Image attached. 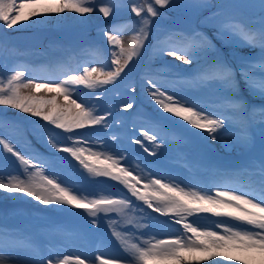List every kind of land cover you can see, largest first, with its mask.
<instances>
[{
    "label": "snow or ice",
    "instance_id": "1",
    "mask_svg": "<svg viewBox=\"0 0 264 264\" xmlns=\"http://www.w3.org/2000/svg\"><path fill=\"white\" fill-rule=\"evenodd\" d=\"M169 5L175 6L174 0H126L122 4L114 3L113 0H104L99 4L96 0H20L19 3L17 0H0V30L5 27L11 29L33 17L59 18L65 12L84 16L99 11L107 18L126 7L130 13L140 18L137 21L139 27L135 29L127 47L117 26L104 30V43L111 46V58L105 65L82 67L78 74L69 71L65 78L48 82H37L26 69L14 68L7 75L0 74V106L31 114L47 122L37 128L33 135L42 140L50 152L68 153L91 176L118 181L131 195L120 197L113 193L92 194L55 173L49 171L45 174L46 160L39 154H22L17 150L15 141L10 142L5 136L6 129H18L17 123L8 119L6 113H0V158H3L5 152L11 153L24 167L20 174L0 173V190L24 193L45 206H68L83 210L79 215L87 218L89 226H98L100 220L110 213H116L126 223L132 224L133 221L128 218L129 212L134 208L143 210L141 205L132 201L131 197H135L148 209L169 217L171 223L181 225L179 234L168 239L152 237L141 240L135 236V231L129 233L117 230L119 222L110 224L112 235L119 242L124 255L105 259V255L101 254L95 257L98 264H121L122 260L125 264H204L206 261H213L214 264H224V261L229 264H264V143L259 161H254L235 173L244 177L245 183L239 186L225 185V190L218 188L212 194L204 188L197 190L191 186H181L171 177L157 178L151 172L145 174L138 164H132L130 156L123 152L113 155L95 151L91 146L85 147L83 145L87 143L88 134L75 133L77 129L96 125L101 126L102 130L113 126L116 118L110 109L103 105L97 108L79 95L75 99L72 97L80 85L91 90L104 89L106 92L108 89L105 86L118 87V82L123 83L127 77L125 70L131 72L129 64L134 59L138 62L149 40L152 18L163 15L156 6L167 8ZM259 5L264 18V0H259ZM216 7L217 10L206 18L214 22L212 26L216 30V39L227 47L235 45L258 48L257 59L241 57L239 66L235 67L220 56V50L211 39L199 32L195 35L170 32L166 38L149 47L160 60L171 56L186 65L194 62L199 65L202 56L206 57L209 52L216 53L206 67L197 70L194 79L202 88L218 86L224 93L223 98L206 105L196 97L178 95L177 91L169 90L166 80L157 79L159 72L153 74L152 69L145 73L141 91L148 95L150 102L154 101L159 106L158 110L186 122L184 127L192 136L213 142L221 141L228 148L252 150L256 144L254 127L260 128L264 140V104L250 105L241 93L240 83L243 82L249 96L264 101V23L258 30L251 29L242 22L228 18V5ZM38 22L39 20H33V23ZM93 47L101 48L102 45ZM164 75L181 76L167 64ZM41 90L56 95L51 98L37 96L36 93ZM129 90L134 93L135 85H130ZM180 92L183 93V89ZM59 97H63L65 103H59ZM122 107L127 111L134 104L127 101ZM109 117L112 119L109 120ZM170 119L171 117L161 116L156 119L146 116L145 125H142L144 130L140 134L142 139L138 137L130 140V143L140 145L141 150L148 153L147 157H139L145 168L156 163L148 157L162 155L161 149L168 146L176 136L175 130L165 123ZM56 129L62 131L56 132ZM64 133L71 134L64 136L67 143L58 139ZM112 139L118 138L113 135ZM179 139L186 141L188 137L181 134ZM33 159L40 160V163L34 164ZM166 179L168 182H165ZM202 213L227 217L238 223L217 221V230H210L199 226L196 221L188 220V217ZM143 227L146 226L139 223L134 225L135 230ZM133 240L136 242H132ZM0 250L15 253L8 256L7 264H88V259L80 256L65 255L60 259L58 254L50 250L45 255L43 248L28 240L20 241L14 235V230L2 223ZM0 264H5L2 256Z\"/></svg>",
    "mask_w": 264,
    "mask_h": 264
},
{
    "label": "rangeland",
    "instance_id": "2",
    "mask_svg": "<svg viewBox=\"0 0 264 264\" xmlns=\"http://www.w3.org/2000/svg\"><path fill=\"white\" fill-rule=\"evenodd\" d=\"M17 2L19 3L20 0H17ZM96 2L99 4L103 3L104 0H96ZM113 2L122 4L126 0H113ZM209 4L213 5V7H206ZM174 5H169L167 8L156 6L163 15L152 18L153 23L151 25L149 40L146 42L145 48L138 58V62L134 59L129 64L131 72H128V69L125 70L127 77L123 83L118 82V87H114L113 85L105 86L108 89L106 92H104V89L91 90L83 85L77 87L76 94L72 97L73 99L76 98V95H79L84 101L95 104L97 108L103 105L105 108L111 110L116 120L113 126L108 129L102 130L101 126L96 125L91 128L77 129L75 133L79 135L88 134L89 138L87 139V143L83 146H91L95 151L113 155L117 152H123L124 155L130 157H134V153H139L147 157L148 153H144L140 145L127 143L126 141L121 143V141L126 139V137H130V140H135L140 137L141 132L144 130L142 125H145L146 116L156 119L161 118V116L171 117L165 123L171 129L175 130L176 136L168 146L161 149L162 155L148 157V159L156 161V163L151 164L150 168H145L144 166V173L148 174L151 172L157 178L160 176L166 178L171 177L175 183L181 186L187 185L197 190L204 188L214 194L218 188L225 190L224 186L228 185L227 183L223 184L225 181L219 182L220 179L216 180V178H213L214 175H217L216 169H218L220 164L227 165L226 162H231L230 165H242L243 163L251 164L254 161H259L262 143H264L261 130L258 126L253 129L256 144L252 150L241 147L228 148L221 141L213 142L201 139L198 136H192L184 127L186 122L171 114L163 113L162 110H158L159 106L155 105L154 101L150 102L148 95L141 91L145 73L149 69H152L153 73L158 71L159 75L156 78L166 80L169 90L177 91L178 95L183 94L196 97L205 102L206 105L218 102L224 95L218 86L202 88L194 79V74L197 70L206 67L207 63L215 58L216 53L209 52L206 57L202 56L199 65L195 62L192 65H186L171 56H165L163 60L156 58L149 45H154L158 40L166 38L170 32L187 35H195V33L199 32L211 39L216 48L220 50V56L226 62L238 67L241 57H247L253 60L257 59L259 49H250L235 45L231 47L221 45L215 36L216 30L212 26L214 22L206 18L211 16L217 10L216 6L219 5H228V18L242 22L251 29H260L262 23H264V18H262L260 11L259 0H174ZM139 19V17H136L134 13H130L124 7L107 18L103 17V14L99 11L84 14V16H80L74 12H65L59 19L55 16L47 19L33 17L28 21H22L11 29L5 27L0 30V74L7 75L14 68L24 70V67L16 66L21 58H27L36 62L50 61L52 63L56 61L62 62L63 58H67L74 65L82 57H91L92 54L89 47H93V45H102V47L96 48L98 51L95 53V60L87 59L83 62L85 64L84 67H100L105 65L111 58V46L104 43L106 40V37L103 35L104 30L117 26L115 24L121 25L123 28H119V30L122 34L124 45L127 47L130 44L135 29L139 27L137 23ZM33 20H39V22L33 23ZM175 21L178 22V27L173 26ZM18 26H22L24 29L21 28L19 30L17 28ZM53 26L57 31L52 37H44L37 30L38 27ZM45 42L47 46L44 48L43 44ZM11 46L13 47L12 50L14 51L16 49L18 54L10 55L9 47ZM36 47L43 48L33 50ZM84 47H86V50H83ZM24 48H26L25 51ZM72 51H76L77 53L74 57L72 56L73 58H69ZM165 64L173 72L180 73L181 76L164 75ZM79 70L75 68V70L70 71L73 74H78ZM66 73L67 71L59 74L58 78L56 77L50 80L43 79V81L40 79L37 82L63 79ZM161 74L162 76H160ZM46 77L48 78L49 76ZM237 78L239 79V77ZM130 85H135L136 91L134 93L130 92ZM180 89H183V93L180 92ZM240 90L250 105H254V102L256 104L260 100L258 98L253 99L252 96L248 95L243 82L240 83ZM36 95L51 98L56 93H47L41 90ZM127 101H131L134 107L125 111L122 105ZM58 102L61 104L65 103L63 97H59ZM0 113H6L8 119L14 120L18 125V129H6L5 136L9 138L10 142L15 141L17 150L21 151L22 154L26 156L39 154L46 160L47 163L44 164L45 174H48L49 171L55 173L62 179L75 184L77 188L85 189L88 193L92 194L99 193L101 195H107L113 193L120 197L131 195L124 185L118 181L102 176H91L79 165L78 161L70 158L68 153L58 152L53 154L50 152L44 146L43 141L33 135V132L37 128L47 123L41 118L6 106H0ZM111 119L112 117H109V120ZM61 131L56 129V132ZM193 131L199 130L193 129ZM181 134L188 137V139L186 141L180 140L179 136ZM67 135L71 134L64 133L58 139L67 143V141H64V136ZM113 135L118 139L113 140ZM140 138L142 139V137ZM119 144H122L125 148L123 150L118 149ZM221 156L224 157L221 160L215 158H221ZM33 163L39 164L40 160L33 159ZM108 163L111 162L109 161ZM12 164L15 165V168L9 167ZM132 164L136 165V160ZM199 164L206 165L205 168L202 167L204 171L200 169ZM208 166L210 167L209 170H212L210 175H207L209 171ZM23 167L11 153L5 152L3 158H0V173L20 174ZM218 176H220L219 172ZM165 182H168V180L166 179ZM217 182L219 183L217 184ZM139 187H142V185H139ZM0 198H2L1 201L3 198L16 200L12 202L14 205V213L10 214V217L3 218L0 214V223L12 228L15 232L17 230L16 237H21L23 241H30V239L39 240L42 244L40 248L45 250V255L50 250L52 253L58 254L60 259L65 255L73 257L80 256L82 259L87 258L88 264H98V261H95V257L101 254L105 255V259L124 255L119 242L112 235L110 224H117L119 222L117 224V230L129 233L134 231V225L136 223L143 224L146 226L143 229V235L141 236V233L135 232V236L145 237L147 235L145 240L152 237L166 239V235L161 233L165 227L171 229V237L179 234L181 230V225L171 223L169 217L153 212L152 209H148L143 205L142 201H137L135 197H131L132 201L135 204L147 208L148 212L146 214L143 213V210L134 208L128 214V218L133 223L128 224L116 213H110L108 217L100 220L98 226H89L87 218L79 215V213L83 212L80 209L69 208L68 206L49 205L58 211L52 214V212H44V209L48 206L40 204L24 193H7L0 190ZM29 207L33 208H31L32 211L28 217H32L35 220L28 219L23 213ZM149 213H155L160 219L164 220L156 222L150 217ZM101 215L103 216V214ZM197 218L199 222L196 221ZM188 220L190 222L196 221L199 226L210 230H217V221L231 222L230 218L227 217H216L212 214L203 213L190 216ZM132 242L136 241L133 240ZM14 254L10 250H0V256L4 257L5 264H7L8 256ZM121 264H125V262L122 260ZM204 264H214V262L206 261Z\"/></svg>",
    "mask_w": 264,
    "mask_h": 264
},
{
    "label": "bare ground",
    "instance_id": "3",
    "mask_svg": "<svg viewBox=\"0 0 264 264\" xmlns=\"http://www.w3.org/2000/svg\"><path fill=\"white\" fill-rule=\"evenodd\" d=\"M61 15H62V14H61ZM61 15H60V17H61ZM58 19H59V18H58ZM261 104H264V101L259 100L258 103H256V104H255V102H254V105H261ZM208 262H210V261H208ZM224 264H229V262H228V261H224Z\"/></svg>",
    "mask_w": 264,
    "mask_h": 264
}]
</instances>
